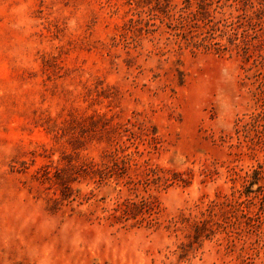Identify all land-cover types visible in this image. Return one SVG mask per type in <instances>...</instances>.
<instances>
[{"label":"rangeland","instance_id":"obj_1","mask_svg":"<svg viewBox=\"0 0 264 264\" xmlns=\"http://www.w3.org/2000/svg\"><path fill=\"white\" fill-rule=\"evenodd\" d=\"M250 1L259 25L218 24L217 50L149 12L184 0H0V264H264ZM206 3L214 22L242 13Z\"/></svg>","mask_w":264,"mask_h":264},{"label":"trees","instance_id":"obj_2","mask_svg":"<svg viewBox=\"0 0 264 264\" xmlns=\"http://www.w3.org/2000/svg\"><path fill=\"white\" fill-rule=\"evenodd\" d=\"M184 2L186 3V7L179 8L180 10L177 11V13H171L172 10L169 8L170 6L168 2H166L164 9H161L160 5L157 4L156 7L151 8L149 12L154 16H157L154 11L158 10L165 18L175 20L176 25L173 26V29L181 30L180 33L175 34V36L180 37L181 40L191 44L196 48L203 47L208 49L211 47H216L217 50H219L220 45H218V43H211V40L214 39V32L219 30L217 25L222 22L227 23L228 20V25L223 24V26H228L233 29L235 31L234 35L236 37L238 35V29H242L240 37H246L248 35L249 29L254 30V27L259 25V22L256 20H260V13L263 11V4L260 8L255 9V4L250 0H233V2H235L237 5L236 10H242V13H239L235 16L232 13H229L228 18L214 22L213 17L209 15L205 16V6L207 5L206 0H198V2L196 0L197 9L195 11L187 9L190 7V0H184ZM218 2H220V0H218ZM248 6L252 10L255 9L252 12L253 16L247 14L246 8ZM194 32H196V35H193ZM195 38L197 40H195ZM222 50H226V47H223ZM258 168L259 171L253 170L252 172V176L254 178L255 176L259 175L260 170L264 168V165H259ZM245 177H248V174H246ZM231 203H234L231 205L234 209L241 212V217L244 219L245 225L249 226L251 225V222L252 226L256 225L255 223L259 219V213H256L255 217H251L245 213L243 209H241L244 201H231Z\"/></svg>","mask_w":264,"mask_h":264}]
</instances>
